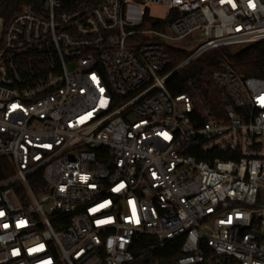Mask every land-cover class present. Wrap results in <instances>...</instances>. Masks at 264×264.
<instances>
[{
  "label": "built area",
  "instance_id": "obj_1",
  "mask_svg": "<svg viewBox=\"0 0 264 264\" xmlns=\"http://www.w3.org/2000/svg\"><path fill=\"white\" fill-rule=\"evenodd\" d=\"M258 42L264 0H0V264H264V76L166 85Z\"/></svg>",
  "mask_w": 264,
  "mask_h": 264
},
{
  "label": "trees",
  "instance_id": "obj_2",
  "mask_svg": "<svg viewBox=\"0 0 264 264\" xmlns=\"http://www.w3.org/2000/svg\"><path fill=\"white\" fill-rule=\"evenodd\" d=\"M188 54L187 50L171 48L169 55L172 65H175ZM205 58H198L195 61L197 65L193 73L187 77L180 75V71L175 73L166 82L167 89L172 95L188 93L199 98L200 106L203 108H214L221 105L219 98V89L211 79V73L216 67L219 57L223 54L227 56L235 70L245 76L263 77L264 67V42L255 43L233 54L223 48L211 51ZM202 57V56H201ZM176 250L168 251L165 254H171Z\"/></svg>",
  "mask_w": 264,
  "mask_h": 264
},
{
  "label": "rangeland",
  "instance_id": "obj_3",
  "mask_svg": "<svg viewBox=\"0 0 264 264\" xmlns=\"http://www.w3.org/2000/svg\"><path fill=\"white\" fill-rule=\"evenodd\" d=\"M149 13L153 17H158V18L160 17L161 18L164 16L165 8L160 7V6H152L149 8ZM193 37L194 36H190V38L188 40L175 42L173 44V47L182 48V49L187 50L188 52H191L192 50H194L195 46H197L202 41V39H199V38L193 39ZM191 40H193V44H192ZM207 55L208 54H203L202 57L200 56V58L203 59ZM196 65H197L196 61L190 63L188 66H186L180 70V75L183 77L189 76L195 70Z\"/></svg>",
  "mask_w": 264,
  "mask_h": 264
}]
</instances>
